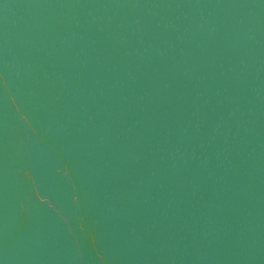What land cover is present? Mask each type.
Wrapping results in <instances>:
<instances>
[{
    "label": "water",
    "instance_id": "95a60500",
    "mask_svg": "<svg viewBox=\"0 0 264 264\" xmlns=\"http://www.w3.org/2000/svg\"><path fill=\"white\" fill-rule=\"evenodd\" d=\"M0 264H264V0H0Z\"/></svg>",
    "mask_w": 264,
    "mask_h": 264
}]
</instances>
